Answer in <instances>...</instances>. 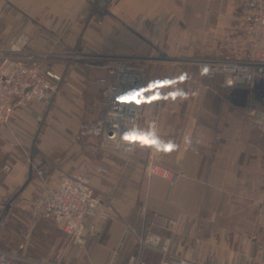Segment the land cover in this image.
<instances>
[{
  "label": "crops",
  "instance_id": "obj_1",
  "mask_svg": "<svg viewBox=\"0 0 264 264\" xmlns=\"http://www.w3.org/2000/svg\"><path fill=\"white\" fill-rule=\"evenodd\" d=\"M235 18V0H0V48L21 33L38 53L81 48L153 61L138 143L121 155L93 154L96 140L78 136L82 122L103 115L105 70L50 60L62 76L53 98L17 107L0 126V249L69 264H264L255 241L264 238V125L221 96L222 75H201L193 61L217 55ZM86 160L106 171L93 177L100 205L79 246L39 201L59 173ZM148 163L176 173L173 188ZM150 232L171 237L169 253L138 244Z\"/></svg>",
  "mask_w": 264,
  "mask_h": 264
},
{
  "label": "built area",
  "instance_id": "obj_2",
  "mask_svg": "<svg viewBox=\"0 0 264 264\" xmlns=\"http://www.w3.org/2000/svg\"><path fill=\"white\" fill-rule=\"evenodd\" d=\"M235 21L229 33L217 45V55L194 58L201 75L223 77L222 97L233 95L241 101L246 117L264 125V0H235ZM66 54L38 53L27 48L21 33L11 36L7 45L0 48V126L6 125L17 107L34 100L47 99L56 92L61 75L48 67L50 60L64 59L67 64L81 62L85 66L104 69L106 74L97 82L104 87L103 115L84 121L78 136L94 138L102 151L127 155L138 143L141 102L144 93L146 67L144 58L133 55L122 57L89 53L75 48ZM157 147H154L156 150ZM156 151L153 152V154ZM146 170L168 181L173 188L177 174L153 163ZM106 171L102 164L83 162L78 169L58 174L50 192L39 201L43 217L54 222L72 242L82 246L93 232L86 226V218L94 216L100 205L92 180L95 174ZM170 236L161 240L153 232L138 239L139 245L159 248L169 253ZM259 248L264 238L255 237ZM173 264H192L189 259L170 260ZM0 264H69L61 260L30 258L20 251L0 249ZM129 264H145L136 259ZM226 264H238L236 262Z\"/></svg>",
  "mask_w": 264,
  "mask_h": 264
},
{
  "label": "rangeland",
  "instance_id": "obj_3",
  "mask_svg": "<svg viewBox=\"0 0 264 264\" xmlns=\"http://www.w3.org/2000/svg\"><path fill=\"white\" fill-rule=\"evenodd\" d=\"M143 58L145 59V61H143L142 63L144 64V66L148 69V67L151 65V63L153 62L152 60H150V58H149V56L147 55H143ZM176 60H178V61H183L184 59H182V57H180V58H178V59H176ZM64 61V63H66L67 64V62L64 60V59H62V62ZM72 63V62H71ZM56 91H57V89H56ZM54 94V93H53ZM91 150L93 151V154L94 153H98L99 154V152L101 153L102 152V149L97 145V142L94 144V146H93V149L91 148ZM91 162L90 160H86V161H84V162ZM81 165V164H80ZM79 165V166H80ZM5 205V204H4ZM4 205H3V208H4ZM2 208V209H3ZM82 264H85V263H82Z\"/></svg>",
  "mask_w": 264,
  "mask_h": 264
},
{
  "label": "water",
  "instance_id": "obj_4",
  "mask_svg": "<svg viewBox=\"0 0 264 264\" xmlns=\"http://www.w3.org/2000/svg\"><path fill=\"white\" fill-rule=\"evenodd\" d=\"M106 12V10L105 9H103L101 12H100V15H102L103 13H105ZM80 49V48H79ZM61 78H62V76H61ZM61 80V79H60ZM59 84H60V81H59V83H58V86H59ZM58 86H57V89H58ZM53 96H54V94L52 95V98H53ZM41 124H42V122L40 123V125H39V127H38V130L36 131V134H35V136H34V139H33V142H32V144H31V148H30V158L32 159L35 155H36V153H37V148H36V146H35V139H36V136H37V134H38V132H39V129H40V127H41ZM30 176H31V174L29 175V179H30ZM9 205V204H8ZM7 205V206H8Z\"/></svg>",
  "mask_w": 264,
  "mask_h": 264
}]
</instances>
